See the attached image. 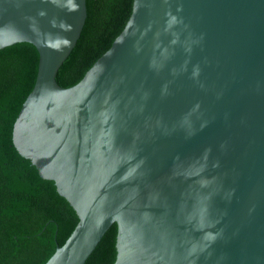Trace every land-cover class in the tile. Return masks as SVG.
Listing matches in <instances>:
<instances>
[{
    "label": "water",
    "instance_id": "95a60500",
    "mask_svg": "<svg viewBox=\"0 0 264 264\" xmlns=\"http://www.w3.org/2000/svg\"><path fill=\"white\" fill-rule=\"evenodd\" d=\"M86 0H0V48L34 66L7 143L38 174L19 202L42 228L36 264H264V0H133L70 86L56 72Z\"/></svg>",
    "mask_w": 264,
    "mask_h": 264
},
{
    "label": "trees",
    "instance_id": "16d2710c",
    "mask_svg": "<svg viewBox=\"0 0 264 264\" xmlns=\"http://www.w3.org/2000/svg\"><path fill=\"white\" fill-rule=\"evenodd\" d=\"M133 0H86L80 35L56 72L62 86L76 83L124 27ZM28 44L0 48V264H36L42 228L19 202L38 169L7 143V110L34 66ZM116 233L99 243L86 264H111Z\"/></svg>",
    "mask_w": 264,
    "mask_h": 264
}]
</instances>
